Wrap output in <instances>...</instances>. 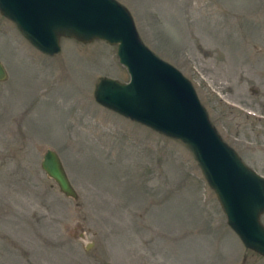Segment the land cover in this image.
Instances as JSON below:
<instances>
[{
    "label": "rangeland",
    "instance_id": "374dc122",
    "mask_svg": "<svg viewBox=\"0 0 264 264\" xmlns=\"http://www.w3.org/2000/svg\"><path fill=\"white\" fill-rule=\"evenodd\" d=\"M118 1L191 82L221 139L264 175V0ZM59 45L39 51L0 14V264H264L180 141L94 99L100 76L128 79L115 45ZM47 148L74 198L40 167Z\"/></svg>",
    "mask_w": 264,
    "mask_h": 264
},
{
    "label": "water",
    "instance_id": "95a60500",
    "mask_svg": "<svg viewBox=\"0 0 264 264\" xmlns=\"http://www.w3.org/2000/svg\"><path fill=\"white\" fill-rule=\"evenodd\" d=\"M0 14L46 54L60 37L101 39L115 45L127 81L101 76L94 99L113 111L180 141L214 192L226 223L244 247L264 256V176L247 166L209 122L190 81L140 39L127 8L117 0H0ZM6 70L0 62V80ZM40 167L65 195L75 197L58 155L47 148Z\"/></svg>",
    "mask_w": 264,
    "mask_h": 264
}]
</instances>
